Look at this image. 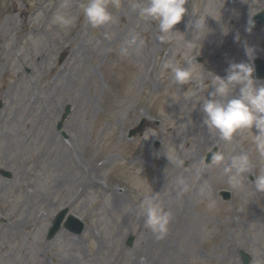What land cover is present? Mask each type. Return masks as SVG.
<instances>
[{
  "label": "rangeland",
  "instance_id": "obj_1",
  "mask_svg": "<svg viewBox=\"0 0 264 264\" xmlns=\"http://www.w3.org/2000/svg\"><path fill=\"white\" fill-rule=\"evenodd\" d=\"M87 2L0 0V264H222V235L227 264H244L241 251L250 264H264V191L253 184L264 157L249 130L225 141L201 111L213 74L224 77L229 62L254 66L264 58V28L245 31L264 0H187L173 29L181 34L164 41L157 22L134 7L146 0H107L112 19L95 27L83 14ZM59 13L75 24L55 23ZM201 16L205 26L197 29ZM192 41L200 45L186 49ZM247 48L255 50L251 61ZM165 63L190 64L194 76L177 84ZM68 106L64 137L57 125ZM142 120L145 131L129 139ZM212 151L225 161L206 164ZM240 153L251 169L233 188L223 168ZM178 178L189 191L183 224ZM153 186L164 196L156 202L172 212L159 239L139 207ZM222 190L232 193L230 202ZM64 209L86 227L81 235L62 228L49 240Z\"/></svg>",
  "mask_w": 264,
  "mask_h": 264
},
{
  "label": "clouds",
  "instance_id": "obj_2",
  "mask_svg": "<svg viewBox=\"0 0 264 264\" xmlns=\"http://www.w3.org/2000/svg\"><path fill=\"white\" fill-rule=\"evenodd\" d=\"M186 3L187 0H146L142 6L134 7H139L143 16L157 22L159 38L164 41L172 34L180 33L174 32L173 29L187 12ZM81 7L84 17L94 27L104 25L112 19L107 0H88L87 4ZM206 18L207 16L199 17L195 21V27L200 29L205 26ZM54 22L69 29L75 24L76 18L59 13L54 17ZM254 26V21L249 17L245 31L251 32ZM224 29L223 33L227 34L228 31L225 32ZM234 39L239 40V35L237 34ZM198 45H200L198 41H192L186 42L184 47L191 50ZM254 51L253 48L246 49L249 61L254 58ZM163 69L170 71L175 82L180 85L187 83L194 76L190 64L181 67L165 63ZM225 73L224 77L213 74L212 91L208 92V98L201 105L203 122L210 131L218 133L225 141L232 140L240 130H249L257 153L264 157V83L254 79V66L251 62H229ZM253 128L256 130L255 134ZM166 157L170 162L172 157L168 155ZM212 159L213 162L220 164L225 161V155L215 152ZM177 163L183 162L177 160ZM250 169L249 155L240 153L231 158V163L223 168V172L230 173L227 182L233 188H237L242 184V175L250 172ZM176 183L180 186L181 192L188 191V185L183 178H178ZM253 184L258 191H264V174L255 176ZM139 207L145 217L146 227L156 234L158 239L163 238L168 232L171 213L166 212L153 196L146 195Z\"/></svg>",
  "mask_w": 264,
  "mask_h": 264
},
{
  "label": "water",
  "instance_id": "obj_3",
  "mask_svg": "<svg viewBox=\"0 0 264 264\" xmlns=\"http://www.w3.org/2000/svg\"><path fill=\"white\" fill-rule=\"evenodd\" d=\"M258 19L261 20L260 23H258L259 27L263 26L264 25V19H263L262 15L259 16ZM257 75H258V78H260V79L264 78V61L257 60ZM69 114H70V108H67L66 115L64 116V119H66ZM145 125H146V122L143 121L142 124L140 125V127H138L137 129L131 131V135L130 136L132 137L134 135H137L139 132H141L144 129ZM62 126H63V122L60 123L59 129L62 128ZM212 157L213 156L211 155V160H212ZM6 176L10 177V175H7V174H6ZM222 195L224 196V199H226V200L230 198V193H226L225 192ZM66 213H67V211L63 212L59 216L57 221L55 222L54 227L51 229V232H50V238L54 237L56 235V233L60 230L61 224H62V222L64 220V217H65ZM69 220L77 222V225H78L77 228H74L72 230L76 234H81L82 231H83L84 225L79 223L78 221H76L75 218H73V217H70ZM67 226H69V225L67 224ZM129 244H132V239L130 240ZM243 259H244L245 264H249L250 259H249V257L247 255L243 254Z\"/></svg>",
  "mask_w": 264,
  "mask_h": 264
},
{
  "label": "bare ground",
  "instance_id": "obj_4",
  "mask_svg": "<svg viewBox=\"0 0 264 264\" xmlns=\"http://www.w3.org/2000/svg\"><path fill=\"white\" fill-rule=\"evenodd\" d=\"M247 38H248V36H247ZM74 153H72V155H73ZM75 157V155H73V158ZM74 161L76 162V159L74 158ZM81 165L82 164H80V163H78L77 165H76V167L77 168H80L81 167ZM94 166V165H93ZM93 168H96V167H93ZM101 170L102 169H104V165H102L101 166V168H100ZM153 192L151 193V195L150 196H153V197H155V196H157V197H164L163 196V194H162V190H158V188H156L155 186H153ZM112 195H114V198H116V199H119V200H122L121 199V196L118 194V193H113V191H112ZM189 196V191H187V192H185V196H184V203H185V206L184 207H182V214H179L176 218L178 219V220H180V224H183V219L185 218L184 217V215L187 213V197ZM162 207V206H161ZM169 210H172V211H175L174 209H169ZM171 214H172V212H170ZM174 224H171L170 226H173ZM172 233H173V231H172ZM219 240H221V242H220V244H219V246H218V248H219V250L222 252V256H221V263L222 264H227L228 263V255H229V252H230V243H229V238L228 237H226V236H224V235H222V236H220V238H219ZM164 244V242H161V245H163ZM171 251V250H170ZM151 255V254H150ZM151 257L153 258V259H155L152 255H151ZM148 260V259H147ZM156 260V259H155ZM156 262H159L158 260H156ZM132 264H137V262H133Z\"/></svg>",
  "mask_w": 264,
  "mask_h": 264
}]
</instances>
